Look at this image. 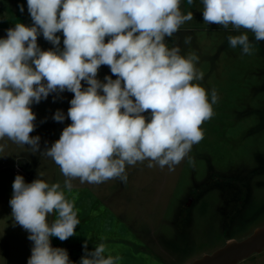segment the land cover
I'll return each mask as SVG.
<instances>
[{
	"label": "clouds",
	"instance_id": "clouds-1",
	"mask_svg": "<svg viewBox=\"0 0 264 264\" xmlns=\"http://www.w3.org/2000/svg\"><path fill=\"white\" fill-rule=\"evenodd\" d=\"M181 2L27 0L32 25L16 23L0 38V140L50 157L65 177L62 187L40 178L26 183L22 175L15 176L9 205L14 225L33 242L27 264H74L68 251L53 247L50 239L66 241L80 224L74 200L65 195V189L73 191V180L127 183L126 167L145 161L148 168L167 166L169 171L185 158L194 165L189 153L203 140L202 124L215 115L219 95L213 88L209 98L199 83L204 79L196 66L199 56L183 55L178 43L169 47L165 40L194 18L191 11L182 12ZM193 2L187 0L188 5ZM202 5L204 23L240 32L228 36L231 48L252 55L264 41V0H202ZM19 11L24 12L23 5ZM41 34L53 49H41ZM191 40L185 36L183 43ZM102 65L117 78L100 81ZM64 91L74 94L67 111L71 123L41 151V137L30 135L36 129L32 105ZM65 118L59 109L53 116L56 122ZM5 147L0 144V157H6ZM83 249L79 264H121L119 254L106 255L105 243L89 251L85 240Z\"/></svg>",
	"mask_w": 264,
	"mask_h": 264
},
{
	"label": "rangeland",
	"instance_id": "rangeland-1",
	"mask_svg": "<svg viewBox=\"0 0 264 264\" xmlns=\"http://www.w3.org/2000/svg\"><path fill=\"white\" fill-rule=\"evenodd\" d=\"M181 10L184 14L193 12V20L186 22L174 38L165 40L169 47L178 43L183 55L195 52L199 56L196 66L204 72L199 83L208 91L209 98L213 88L219 95V102L213 105L215 115L202 124L203 140L193 145L189 153L194 165L185 158L174 171H169L167 166L148 168V161L138 162L126 167L127 183L113 179L99 185L81 184L76 179L72 181L71 193L65 189L66 198L74 200V205L81 200L90 211L93 202V210L98 213L110 212L107 218L102 215L99 219L106 230L98 235L103 238L99 243L107 245L106 255L112 254L114 248V253L122 257L121 264H188L224 246L228 235L241 240L264 225V41L256 44L252 55H244L240 47L231 48L227 39L240 32L204 23L202 0H194L192 5L182 0ZM1 33L4 32H0V38H6ZM57 35L62 50L64 37ZM188 35L192 40L185 45L183 39ZM248 35L254 40L252 33ZM37 42L42 50L54 48L42 34ZM105 76L117 78L108 66L102 65L97 78L104 82ZM82 85L88 86L83 81ZM73 95L69 91L51 93L46 100L32 105L36 129L30 135L41 137V151L45 142L51 147L71 123L67 111ZM58 109L65 114L63 122L53 119ZM0 144L6 145L3 153L6 157H0V264H27L33 242L27 231L14 225L9 205L15 176L30 170L35 179L60 183L62 187L65 177L50 157L32 154L28 146L17 145L7 138L0 140ZM26 164L33 168L27 170ZM229 175L238 182H231L223 198L215 183L226 182ZM235 176L245 178L248 193ZM187 205L190 215L177 232L174 219L180 211L186 215ZM49 220L52 221V216ZM131 233L144 242L135 241ZM111 235L132 243L127 245L119 240L117 245ZM50 239L51 245L58 247L55 243L59 239ZM94 248L92 244L88 246L89 251ZM68 253L73 257L71 261L78 264L84 255L83 246L71 247ZM240 264H264V252Z\"/></svg>",
	"mask_w": 264,
	"mask_h": 264
},
{
	"label": "flooded vegetation",
	"instance_id": "flooded-vegetation-1",
	"mask_svg": "<svg viewBox=\"0 0 264 264\" xmlns=\"http://www.w3.org/2000/svg\"><path fill=\"white\" fill-rule=\"evenodd\" d=\"M21 160V159H20ZM20 160H19V163H21L20 162ZM18 163V164H19ZM32 169L33 168V165L31 166V167H29V165H27L26 164V169L28 170V169ZM33 171H30L29 170V172L28 173H26V174H24V173H18V174H20V175H22L23 177H24V179H25V182L26 183H31L34 179H35V176L34 175H32L31 176V173H32ZM225 176H226V174H224ZM236 177V176H235ZM227 179H226V182H221V183H215L217 186H219L220 187V191H221V195H222V197L223 198H225L226 197V190L228 191L229 189H230V187L232 186L231 185V182H238L236 179H234V178H230V175L229 176H227L226 177ZM237 179H240L239 181L241 182V184L239 185L241 188H243L244 190H245V188H246V193H248L247 192V189H248V187H249V185H247V183H245V178H239V177H236ZM244 183V184H243ZM237 189V188H236ZM244 193V192H243ZM81 194V193H80ZM240 194V193H239ZM193 195V194H192ZM192 201L194 200V199H191ZM185 203V202H184ZM184 203H182V206H181V208H180V210L182 211V209H183V205H184ZM188 207H189V205H187ZM236 210H237V208H236ZM107 211V210H106ZM180 211V214L176 217V219H174L175 220V223H174V226H175V230L178 232V231H180L181 229H182V227L184 226V224L187 222V220H188V217H189V215H190V207L188 208V212H185L186 213V215L184 216L183 215V212H181ZM107 213H109L110 214V212L109 211H107ZM53 216H54V214H53ZM182 217H183V221H182ZM89 221V219L88 220H86V221H81L80 220V224L79 225H77L76 226V229H75V235L74 236H72V237H70L69 239H67L66 241H60L59 240V242H57V243H55V244H57L58 245V247H61V248H65L68 252L70 251V248L71 247H76V246H83V244H84V242H85V240H87V237H88V232H90V231H92L91 229H92V225L94 226V225H97V224H93V223H89L88 222ZM185 222V223H184ZM264 226V225H263ZM263 226H260V227H263ZM260 227H258V228H260ZM97 228V227H96ZM129 230V233L131 232L130 231V229H128ZM101 232H105V230H103V227H101L100 228V233ZM99 232H98V235L100 234ZM132 235H133V238L135 237L134 236V234L133 233H131ZM130 234V235H131ZM131 235V236H132ZM178 236V235H177ZM78 237H80L81 239L83 238V237H85V240L83 241V240H80V242H77V238ZM99 237V239H98V242L97 243H99L100 242V240H101V236H98ZM106 237H108V236H106ZM248 237V236H247ZM111 238H114L115 239V242L116 243H118L119 242V237H117V235H111ZM246 238V237H245ZM244 239V238H243ZM123 240V239H122ZM124 240H127V239H124ZM123 240V241H124ZM229 240H237V239H233L231 236H229L228 235V237L226 238V243L229 241ZM242 240V239H241ZM88 241V240H87ZM135 241H139V242H142L143 240L141 239V238H138L137 236L135 237ZM89 242H90V240H89ZM89 242H88V246H90V244H89ZM125 242V241H124ZM144 242V241H143ZM78 243V244H77ZM91 243H93L92 241H91ZM126 243L127 244H130V243H132V242H129V241H126ZM80 244V245H79ZM92 246L94 247L95 245L94 244H92ZM115 253H114V249H113V252H112V255H114ZM72 256H70V253H69V259L70 260H72ZM193 262V261H192ZM78 264H79V262H77Z\"/></svg>",
	"mask_w": 264,
	"mask_h": 264
},
{
	"label": "water",
	"instance_id": "water-1",
	"mask_svg": "<svg viewBox=\"0 0 264 264\" xmlns=\"http://www.w3.org/2000/svg\"><path fill=\"white\" fill-rule=\"evenodd\" d=\"M53 220V215H52ZM264 252V226L242 240H229L224 246L188 264H240Z\"/></svg>",
	"mask_w": 264,
	"mask_h": 264
},
{
	"label": "crops",
	"instance_id": "crops-1",
	"mask_svg": "<svg viewBox=\"0 0 264 264\" xmlns=\"http://www.w3.org/2000/svg\"><path fill=\"white\" fill-rule=\"evenodd\" d=\"M20 5L24 6L23 13L19 11ZM19 22L28 26L33 23L27 9V0H0V32H4L1 34L6 37L7 29ZM57 34H62V32Z\"/></svg>",
	"mask_w": 264,
	"mask_h": 264
},
{
	"label": "trees",
	"instance_id": "trees-1",
	"mask_svg": "<svg viewBox=\"0 0 264 264\" xmlns=\"http://www.w3.org/2000/svg\"><path fill=\"white\" fill-rule=\"evenodd\" d=\"M80 199H82L83 200V198H80ZM93 203V202H92ZM91 203V206L90 205H88V206H90V211H89V209H88V211L86 210V208H85V203L83 202V201H79V202H76V205H74L75 206V208L76 209H78L79 211H78V217L80 216L81 217V221H86V220H88L89 219V223H93V224H97V225H92L91 227H92V231H90V232H94V234L93 235H88V237H87V240H88V242H89V240H90V242H89V244H95V243H97L98 242V239H99V237H98V232L100 233V228H101V223H100V218L102 217V215H104V217L105 218H107V216H108V214H107V211L105 210V211H100L99 213L97 212V211H95V210H93L94 209V207H95V205H93ZM99 203H100V201H99ZM88 204V203H87ZM100 205V204H99ZM96 212V213H95ZM79 219V218H78ZM97 227V228H96ZM106 231V230H105ZM90 232H88V234L90 233ZM112 234V233H111ZM80 240H85V237H83L82 239L80 238V237H78ZM78 238H77V240H78ZM91 238H93V239H91ZM123 240H124V238H122ZM122 239H120L119 238V240L120 241H123ZM95 240H97V241H95ZM91 241L93 242V243H91ZM125 241V240H124ZM125 243H126V241H125ZM127 244V243H126ZM117 245H118V243H117ZM128 245V244H127ZM114 249V248H113ZM115 250V249H114ZM115 255H116V253H115Z\"/></svg>",
	"mask_w": 264,
	"mask_h": 264
}]
</instances>
